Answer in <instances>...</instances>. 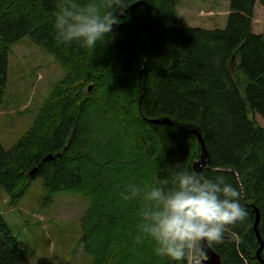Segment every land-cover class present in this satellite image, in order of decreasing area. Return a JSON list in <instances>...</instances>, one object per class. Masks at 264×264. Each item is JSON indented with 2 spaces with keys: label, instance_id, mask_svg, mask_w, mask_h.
Listing matches in <instances>:
<instances>
[{
  "label": "trees",
  "instance_id": "trees-1",
  "mask_svg": "<svg viewBox=\"0 0 264 264\" xmlns=\"http://www.w3.org/2000/svg\"><path fill=\"white\" fill-rule=\"evenodd\" d=\"M225 1L224 27L204 29L179 26L181 0H91L121 21L91 49L57 35L55 14L68 0H0V107L11 46L21 39L65 72L30 130L10 150L0 142V184L13 202L36 178L46 198L88 199L81 242L91 264H172L139 230L144 201L124 195L178 169L194 172L201 149L193 129L209 155L195 173L238 187L248 213L209 244L222 264H260L253 226L255 207L264 243V31L254 19L264 0ZM164 118L173 124L151 122ZM0 264H30L1 215Z\"/></svg>",
  "mask_w": 264,
  "mask_h": 264
},
{
  "label": "rangeland",
  "instance_id": "rangeland-1",
  "mask_svg": "<svg viewBox=\"0 0 264 264\" xmlns=\"http://www.w3.org/2000/svg\"><path fill=\"white\" fill-rule=\"evenodd\" d=\"M227 6L225 0H181L177 7L178 24L222 29ZM254 20V30L263 32L262 7L258 6ZM64 74L60 65L30 39L23 38L11 46L0 107V142L5 150H10L30 130L53 84ZM88 206V199L78 194L46 198L39 178L16 202L9 199L0 184V215L30 264H91L92 258L83 251L81 242V219Z\"/></svg>",
  "mask_w": 264,
  "mask_h": 264
},
{
  "label": "clouds",
  "instance_id": "clouds-1",
  "mask_svg": "<svg viewBox=\"0 0 264 264\" xmlns=\"http://www.w3.org/2000/svg\"><path fill=\"white\" fill-rule=\"evenodd\" d=\"M119 23L116 15L101 14L91 0L86 5L68 0L55 14L54 27L62 42L95 49ZM137 198L144 201L140 232L155 242L156 254L172 264H200L202 243L222 242L228 226L242 223L248 215L238 187L222 175L208 178L188 168L144 190L130 185L124 199Z\"/></svg>",
  "mask_w": 264,
  "mask_h": 264
},
{
  "label": "water",
  "instance_id": "water-1",
  "mask_svg": "<svg viewBox=\"0 0 264 264\" xmlns=\"http://www.w3.org/2000/svg\"><path fill=\"white\" fill-rule=\"evenodd\" d=\"M151 122L156 123V124H165V125H168V126H171L173 124V122L170 119H168V118H164L162 120H153ZM193 133H195L197 135V137L199 139V142H200L199 145H200V148H201L200 161L193 165L194 172H199L205 166L208 165L209 156H208V153H207V151L205 149L204 142H203V140H201L199 134H197V132H193ZM51 159H52L51 157H46V158H44V161H50ZM258 223H259V213L256 211V221H255L254 228H256L258 226ZM258 241L260 243V248L258 249V251L256 253V259H257V261L260 264H264V261L260 257V253H261L264 245L259 239H258ZM201 248H202V253L206 257V260L203 259L201 261V264H222L221 257L211 248L209 242H203L202 245H201Z\"/></svg>",
  "mask_w": 264,
  "mask_h": 264
},
{
  "label": "bare ground",
  "instance_id": "bare-ground-1",
  "mask_svg": "<svg viewBox=\"0 0 264 264\" xmlns=\"http://www.w3.org/2000/svg\"><path fill=\"white\" fill-rule=\"evenodd\" d=\"M90 89V88H89ZM141 99V98H140ZM193 132H197V134H199V136H200V138H201V140H203V138H202V136H201V134L196 130V129H193V130H190V133H192L193 135H195V137H196V139L198 140V143L200 144V142H199V139H198V137H197V135L195 134V133H193ZM204 142V141H203ZM205 146V145H204ZM201 149V148H200ZM206 149V148H205ZM207 151V150H206ZM208 153V152H207ZM209 156V155H208ZM199 162V161H198ZM197 163V162H196ZM209 163V162H208ZM195 164V163H194ZM208 166V165H207ZM207 166H205V167H207ZM200 172V171H199ZM254 211H255V221H256V211L259 213V211H258V209L257 208H255L254 207ZM259 224V223H258ZM255 225V224H254ZM253 229H254V231H255V234H256V238H258L262 243H263V241H262V239H261V237H260V233H259V231H258V229H257V227L256 228H254V226H253ZM257 239V240H258ZM259 242V241H258ZM260 244V243H259ZM263 245H264V243H263ZM260 248V247H259ZM258 248V249H259ZM264 248V247H263ZM263 250V249H262ZM258 251V250H257ZM262 252V251H261ZM257 253V252H256ZM261 254V253H260ZM203 258L201 259V261L203 260V259H205L206 260V257H205V255L203 254ZM261 257V256H260ZM262 259V258H261ZM263 260V259H262ZM201 261H200V264H201ZM264 261V260H263Z\"/></svg>",
  "mask_w": 264,
  "mask_h": 264
}]
</instances>
